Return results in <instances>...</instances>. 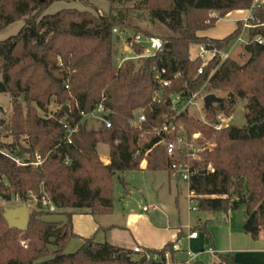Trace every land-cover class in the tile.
I'll use <instances>...</instances> for the list:
<instances>
[{
	"label": "trees",
	"instance_id": "1",
	"mask_svg": "<svg viewBox=\"0 0 264 264\" xmlns=\"http://www.w3.org/2000/svg\"><path fill=\"white\" fill-rule=\"evenodd\" d=\"M58 1L65 0H0V31L24 21L17 35L0 40V94H9L12 105L1 130L14 140L0 146V264H143L133 250L98 243L93 236L84 239L76 252L66 253L69 243L78 237L73 214H112L113 178L142 170L144 160L145 170L171 174V156L156 146L158 138L146 132L150 125L159 126L175 115L171 96L187 99L205 84L209 93H226L220 104L207 111L208 121H214L218 113L232 116L241 102H246V114L242 126L231 125L221 131L189 110L176 117L186 134L201 135V145L214 144L195 163L198 171L190 178L195 210L228 214L244 205L243 231L258 240L264 230V43L257 39H264V0H105L111 11L103 15L78 9L46 14ZM72 1L91 6L90 0ZM235 11H252L244 45L248 59L243 64L220 54L229 53L244 32L245 21H238L236 29L221 39L200 35ZM132 12L175 34L159 38L162 49L144 58L138 67L133 60L122 65L115 62L114 30L128 28ZM139 33L127 39L136 56L146 53V48L134 41ZM192 45L212 46L219 53L204 66L200 57L191 59ZM163 70L162 78L170 86L162 87L164 98L154 102V92L159 90L157 77ZM52 103L58 106L54 112L49 109ZM101 103L113 112L108 116L111 127L101 123L97 129L88 128L82 113L89 114ZM138 110H144L148 119L142 129L130 122ZM64 122L78 125L71 144L66 142ZM22 138L27 145H22ZM101 144L109 147V164L98 154ZM36 153L44 159L39 166L33 164ZM210 164L213 171L208 170ZM31 195L36 206L26 230L11 228L1 203L17 197L23 203L33 202ZM44 198L56 212L42 206ZM59 211L66 221L47 220ZM198 229L210 235L206 225L193 231ZM182 238L179 234L163 249H171ZM210 248L214 250V245ZM216 255L213 264H237L231 252Z\"/></svg>",
	"mask_w": 264,
	"mask_h": 264
},
{
	"label": "rangeland",
	"instance_id": "2",
	"mask_svg": "<svg viewBox=\"0 0 264 264\" xmlns=\"http://www.w3.org/2000/svg\"><path fill=\"white\" fill-rule=\"evenodd\" d=\"M91 6L86 7L81 1H58L52 4L46 11V14H54L63 9H78L81 11L91 10L98 11L103 15L111 11L110 4L105 0H90ZM93 7V8H92ZM129 27L124 30H118L115 33V43L117 48L116 64L122 58L133 60L137 67L142 60L137 59L133 50L130 52L124 51V46H129L127 39L134 37L136 31L140 32L142 37L140 43L152 52L150 44L147 39L143 38V34H148L149 37L163 38L174 36L175 34L157 21H150L148 18L140 15L139 12H132L128 19ZM227 24V23H226ZM24 26V21H18L0 31V40H6L12 36L17 35ZM226 26V25H225ZM118 39L116 40V38ZM248 41V33L244 32L242 40L233 44L231 51V58L243 64L247 61L248 55L244 51V45ZM200 52L199 45H192L190 48V57L195 59ZM204 94H208L204 91ZM219 98L225 97L226 93L215 92ZM197 105L191 106L189 112L191 115L199 120H204V112L202 111L203 102L198 99L195 101ZM50 111L54 112L58 109L55 103L49 107ZM12 112L11 97L9 94H0V146L4 144H11L14 140L12 137H6L1 130V122H7ZM43 115V113H40ZM246 102H241L237 105L233 118L230 121L231 125L242 126L245 122ZM88 128L97 129L100 127V122L91 117L85 119ZM22 145H27L22 138ZM98 154L102 157H109V147L101 144L98 149ZM104 163V162H103ZM113 197L115 212L117 216L123 213H141L151 217L156 225L168 229H182L185 234H189L191 229L198 228V226L206 225L210 235H206L204 231L198 229L200 235L197 241H185L183 244L186 249L196 253L201 249H208L214 243L224 244L228 246L230 235L238 233L242 236L245 234L243 225L246 218V208L244 205L234 212L224 213L217 212L211 218L208 213L196 211L195 204L191 201L189 186L186 182L174 178L172 174L167 171H148V170H134L119 173L113 178ZM23 202L13 199L9 203H1L3 211L5 209L15 208L22 205ZM32 203V204H31ZM29 214L35 209V202H28ZM161 206L167 207L170 212L166 213ZM147 207L148 212H144L143 208ZM69 212V211H68ZM112 218V217H110ZM49 221H66L63 211L47 217ZM112 220V219H111ZM264 231V230H263ZM246 235V234H245ZM236 240V239H234ZM23 241L21 244L23 246ZM26 243V242H25ZM80 240H74L69 243L66 248V253H74L81 246ZM133 243L129 248L134 249ZM218 247V246H217ZM219 248V247H218ZM217 257L214 255L201 254L200 261L204 264H213Z\"/></svg>",
	"mask_w": 264,
	"mask_h": 264
},
{
	"label": "built area",
	"instance_id": "3",
	"mask_svg": "<svg viewBox=\"0 0 264 264\" xmlns=\"http://www.w3.org/2000/svg\"><path fill=\"white\" fill-rule=\"evenodd\" d=\"M252 16V15H251ZM251 18V17H250ZM249 18L245 21V29L244 32H247V29L250 27V25L247 23ZM118 30L115 29L114 33H117ZM243 32V34H244ZM243 34L238 38L236 42H239L242 40ZM143 38L147 39L151 51H148L146 49V53L141 56H137V59L143 60L146 57H149L152 53H154L157 50L162 49L163 43L159 38L156 37H149V36H143ZM142 37L140 34L135 36V42L142 45L140 43ZM257 41L261 44L264 43L263 38H258ZM248 42V41H247ZM247 42L245 44H247ZM129 47V46H128ZM233 47V46H232ZM130 48V47H129ZM131 49V48H130ZM231 50L229 53L226 54H220L223 59H228L231 56ZM219 52L215 49L208 50L206 46H200V52L198 57L202 59L204 62V66L208 64V62L212 59H214ZM129 60L128 58H122L120 60V65H122L124 62ZM203 72V68L199 70V74ZM165 71L163 70L161 74L158 75V85L159 90L154 92L153 101L154 102H161L164 98L165 92L162 87H168L170 86V82L167 80H164L162 78V74H164ZM207 84L198 92L194 93L191 97L185 98L184 96L175 95L170 97V107L171 110L175 112L174 116H171L167 118L161 125L154 126L150 125L149 130L146 132V135L153 134L156 138H158V142L156 143V146H162L165 148L167 154L171 156V174L174 178H178L184 182H186L189 185L190 178L192 174L197 173L198 167L195 165L196 162H198L201 158V156L210 148L214 147L213 143H207L206 145H201L199 143L201 135L200 134H193L189 136L185 133V128L183 125H178L176 122V117L183 111L189 110L191 106H195L196 100L200 99L203 102L202 111L204 112V120H202L203 123L209 125L212 127L215 131H221L225 128H228L231 126L230 121L233 118L232 116H226L223 113H218L216 116V119L214 121H208L207 120V111L205 110V97L210 94L209 91L206 89ZM204 91H207L208 94H204ZM113 112L105 107L104 104H99L95 110L90 112L89 114L82 113L83 119H88V117L93 118L94 120L104 123L108 128L111 127V122L108 119V116H110ZM130 122L133 126L143 128L144 125L148 124L147 115L144 110H138L134 113L133 118L130 119ZM63 127L66 133V142L71 144L73 135L78 130V125L72 126L68 122L63 123ZM17 163L22 164L19 159L16 160ZM44 162V159L41 157L40 154H35V161L33 164L36 166L41 165ZM147 162V160H144L142 165ZM68 163V162H67ZM141 165V166H142ZM208 170L213 171L212 165H208ZM191 195V201L193 197V193L190 192ZM32 201L36 203V199L31 195ZM17 201H20L19 198H16ZM194 202V201H193ZM195 204V203H194ZM42 206L46 208L49 212H56V207L49 201V199L44 198L42 200ZM195 209V208H194ZM143 211L148 212V208H143ZM199 233L196 231L190 232L186 238L187 239H196L198 238ZM23 247L27 248V244L24 242ZM209 253H214L212 249L208 250ZM186 254V259L181 260L179 258L180 253ZM134 255L138 259H143V264H195L196 262L200 261L199 257L201 254H196L190 250H185L184 246L182 245L181 240L174 243L171 249L164 250L159 249L157 252H150L146 248H142L140 246H136L133 249ZM173 254H175L176 259L173 258Z\"/></svg>",
	"mask_w": 264,
	"mask_h": 264
},
{
	"label": "crops",
	"instance_id": "4",
	"mask_svg": "<svg viewBox=\"0 0 264 264\" xmlns=\"http://www.w3.org/2000/svg\"><path fill=\"white\" fill-rule=\"evenodd\" d=\"M251 15L252 11L232 12L226 18L219 20L215 28L207 32H201L200 35L214 39L224 38L236 29L238 21H246ZM130 50L127 45L124 46L125 52H130ZM101 160L104 164L110 163V157L101 156ZM146 165L147 162L141 166L142 169L145 170ZM209 216L213 218L214 214H209ZM73 230L78 237L72 241L78 239L82 242L81 245L84 239L93 236L98 243L108 242L129 250H132L129 248L131 243H133L134 248L140 246L146 249H162L168 243L175 242L179 234L184 236L181 239L183 246L184 239L185 241L193 242L200 238L199 235L198 238L189 240L182 229L172 230L171 228L160 227L154 223L151 217L145 214L129 212L117 216L115 205L113 213L110 215L93 217L87 211H76L73 214ZM192 231L193 229L190 232ZM230 238L228 246L215 242L214 253H209V249H201L196 254L214 255L217 257V253L231 252L234 254L237 264H264V231L260 234L258 240L252 239L249 235H238V233L230 235ZM184 249L188 250L185 246ZM179 258L181 260L186 259V254L180 253Z\"/></svg>",
	"mask_w": 264,
	"mask_h": 264
},
{
	"label": "water",
	"instance_id": "5",
	"mask_svg": "<svg viewBox=\"0 0 264 264\" xmlns=\"http://www.w3.org/2000/svg\"><path fill=\"white\" fill-rule=\"evenodd\" d=\"M208 50H213L214 48L212 46H206ZM222 102V98H219L215 94H208L205 97L204 103H205V110H209L213 105L220 104ZM64 110L68 113L69 108L65 107ZM4 124V121L1 122V125ZM161 208L166 212L169 213L170 210L165 207L161 206ZM28 217H29V206L27 203H22L21 206L5 209L4 210V218L7 221L8 225L11 228L25 231L27 228L28 223Z\"/></svg>",
	"mask_w": 264,
	"mask_h": 264
}]
</instances>
